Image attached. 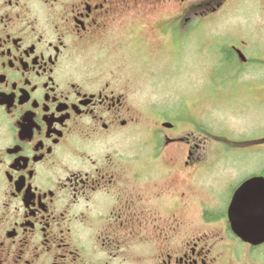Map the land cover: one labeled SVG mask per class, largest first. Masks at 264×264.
<instances>
[{"label": "flooded vegetation", "instance_id": "obj_1", "mask_svg": "<svg viewBox=\"0 0 264 264\" xmlns=\"http://www.w3.org/2000/svg\"><path fill=\"white\" fill-rule=\"evenodd\" d=\"M244 1L0 0V264H264V240L232 230L235 192L158 189L170 166L201 159L196 130L182 136L163 114L138 130L130 84L75 63L79 44L116 24L120 48L151 67L185 35L198 46L207 23L214 65L261 69L249 38L218 34V18ZM130 133L135 149L119 141ZM171 147L185 157L158 162Z\"/></svg>", "mask_w": 264, "mask_h": 264}, {"label": "rangeland", "instance_id": "obj_2", "mask_svg": "<svg viewBox=\"0 0 264 264\" xmlns=\"http://www.w3.org/2000/svg\"><path fill=\"white\" fill-rule=\"evenodd\" d=\"M235 5L233 3L235 8L231 12L218 18V34L233 35L235 43L240 39L246 42L249 38V50L263 55L264 4L246 0ZM125 18L122 20L129 22L128 14ZM203 25L202 41L198 46L194 38L197 33L185 35L178 48L171 45L165 53L151 56L150 59H162L151 67L138 66L128 49L120 48L116 34L120 29L116 24L106 29L108 32L102 39H89L79 44L80 51L75 58V63L88 69L89 74L105 72L108 77L115 76L122 83L130 84L129 93L140 120L138 130L157 123L160 114L163 120L174 122L182 136L196 130V140H201V145L192 149V156L201 159L192 169L170 166L164 175L165 187L158 188L164 192H176L178 188L202 195L233 192L248 176H264V140H258L264 137V64H260L261 69L245 67L244 73L238 75L225 64L214 65L215 54L206 41L208 31L204 32L209 28L207 23ZM75 66L80 70L77 64ZM236 76L249 78L250 82H243ZM260 84V92L248 87L259 89ZM143 107L162 112L158 115L146 113ZM141 137L143 140L144 135ZM119 141L135 149L139 136L130 133ZM182 153H175L171 147L160 154L158 162L171 163L174 157L183 159L185 154Z\"/></svg>", "mask_w": 264, "mask_h": 264}, {"label": "water", "instance_id": "obj_3", "mask_svg": "<svg viewBox=\"0 0 264 264\" xmlns=\"http://www.w3.org/2000/svg\"><path fill=\"white\" fill-rule=\"evenodd\" d=\"M229 208L235 234L251 243L264 240V177L253 176L234 191Z\"/></svg>", "mask_w": 264, "mask_h": 264}]
</instances>
